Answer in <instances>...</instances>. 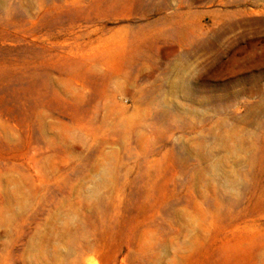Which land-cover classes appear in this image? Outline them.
<instances>
[{
    "label": "rangeland",
    "instance_id": "374dc122",
    "mask_svg": "<svg viewBox=\"0 0 264 264\" xmlns=\"http://www.w3.org/2000/svg\"><path fill=\"white\" fill-rule=\"evenodd\" d=\"M0 264H264V0H0Z\"/></svg>",
    "mask_w": 264,
    "mask_h": 264
}]
</instances>
